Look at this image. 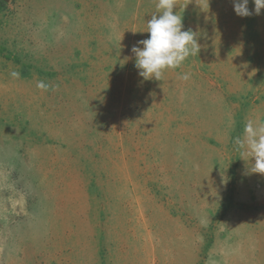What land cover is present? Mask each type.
Here are the masks:
<instances>
[{
  "label": "rangeland",
  "instance_id": "1",
  "mask_svg": "<svg viewBox=\"0 0 264 264\" xmlns=\"http://www.w3.org/2000/svg\"><path fill=\"white\" fill-rule=\"evenodd\" d=\"M176 3L200 47L161 81L135 0L0 5V264H264V174L235 144L264 123V9Z\"/></svg>",
  "mask_w": 264,
  "mask_h": 264
},
{
  "label": "clouds",
  "instance_id": "2",
  "mask_svg": "<svg viewBox=\"0 0 264 264\" xmlns=\"http://www.w3.org/2000/svg\"><path fill=\"white\" fill-rule=\"evenodd\" d=\"M248 3L249 0H233L235 13L240 17L252 15ZM253 3L255 13L259 15L264 9V0H253ZM176 8V0H158L157 11L147 21L148 38L138 41L142 47L133 46L131 50L136 57L138 74L145 80L161 81L166 70L179 68L185 60L199 52L196 34L191 30H182V15L174 12ZM181 78L188 80L190 74L183 73ZM38 87L47 86L40 82ZM235 144L242 153L246 151L251 156V171L264 174V123L247 122L243 138L236 137Z\"/></svg>",
  "mask_w": 264,
  "mask_h": 264
},
{
  "label": "crops",
  "instance_id": "3",
  "mask_svg": "<svg viewBox=\"0 0 264 264\" xmlns=\"http://www.w3.org/2000/svg\"><path fill=\"white\" fill-rule=\"evenodd\" d=\"M136 4L133 6V13L136 14V19H134V23H136L135 28H134V33L138 34V38H148L149 33L146 32L147 26L142 29L141 23L144 22V24L151 19V15L154 12L156 8V4L158 0H135ZM111 10L115 11H121L117 9L116 6H110ZM131 22V20H129ZM145 31V32H143Z\"/></svg>",
  "mask_w": 264,
  "mask_h": 264
},
{
  "label": "trees",
  "instance_id": "4",
  "mask_svg": "<svg viewBox=\"0 0 264 264\" xmlns=\"http://www.w3.org/2000/svg\"><path fill=\"white\" fill-rule=\"evenodd\" d=\"M0 5L3 8L5 6V0H0Z\"/></svg>",
  "mask_w": 264,
  "mask_h": 264
}]
</instances>
